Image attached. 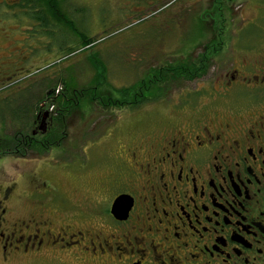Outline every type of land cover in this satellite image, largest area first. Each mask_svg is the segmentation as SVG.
Returning a JSON list of instances; mask_svg holds the SVG:
<instances>
[{"label": "flooded vegetation", "instance_id": "obj_1", "mask_svg": "<svg viewBox=\"0 0 264 264\" xmlns=\"http://www.w3.org/2000/svg\"><path fill=\"white\" fill-rule=\"evenodd\" d=\"M22 3L9 5L34 22ZM262 12L238 23L211 18L205 74L183 80L195 86L182 87L152 126L117 140L83 204L42 182L32 186L34 214L14 216L17 184L0 185V264L42 257L70 264L59 256L84 262L87 255L100 264H264Z\"/></svg>", "mask_w": 264, "mask_h": 264}, {"label": "rangeland", "instance_id": "obj_2", "mask_svg": "<svg viewBox=\"0 0 264 264\" xmlns=\"http://www.w3.org/2000/svg\"><path fill=\"white\" fill-rule=\"evenodd\" d=\"M15 1L0 0V100L16 95L32 99L45 89L63 87L60 79H73L79 85L88 83L95 77L89 57L94 59L96 53L107 64L109 89L129 87L166 63L201 53L210 40L211 31L206 24L211 18H230L238 23L259 15L260 9L264 13V6H258L259 0H69L67 5L71 9L85 10L83 17L77 19L80 29L95 41L103 39L93 49L68 56V45L64 43L67 34L53 27V37L47 28L17 15L18 10L9 5ZM217 23L221 22L214 24ZM234 25L229 32L235 31L237 24ZM200 56L204 58L205 54ZM207 65H211L210 58ZM194 86H176L164 100H149L144 108L133 111L83 102L66 118L68 134L64 143L47 157L4 156L0 161V185L6 188L17 184L11 186L17 199L13 202L14 216L28 218L34 214L32 186L42 182L54 186L56 191L63 190L73 202L81 204L88 197L87 186L107 173L103 168L118 147L117 140L124 139L129 129L140 131L147 124L152 126L156 114L166 113L167 106L179 99L182 89ZM2 109L5 108L0 106V112ZM54 109L57 110L56 105ZM1 128L0 123V137L12 130ZM76 258L59 256L70 264H100L89 255L84 262ZM55 263L46 257L36 263L20 259L9 262Z\"/></svg>", "mask_w": 264, "mask_h": 264}, {"label": "trees", "instance_id": "obj_3", "mask_svg": "<svg viewBox=\"0 0 264 264\" xmlns=\"http://www.w3.org/2000/svg\"><path fill=\"white\" fill-rule=\"evenodd\" d=\"M67 2L69 0H24L20 8L32 12L31 15L25 13V16L47 28L53 37L55 34L53 27L66 33L64 43L68 47L65 50L68 56H74L79 50L87 51L95 48L103 38L95 41L87 32L80 29L77 19L79 16L83 17L85 10L79 7H74L73 10ZM89 61L95 71V77L88 83L79 85L78 81L76 83L73 79L72 81L60 79L63 87H52L41 91L34 97L35 103L34 98L24 95L0 100V106L5 108L0 112L1 127L7 131L9 128L12 129L10 133L0 137L2 158L9 156L25 159L30 155L47 157L50 152L64 143L68 134L66 118L83 102H97L106 109H111L113 106L133 111L144 106L149 100H160L169 95L173 88L183 85V80H193L198 74L204 75L207 67V61L202 56L195 61L187 58L166 63L163 67L154 69L146 79L129 87L109 89L107 64L97 53L94 59L89 57ZM43 104L54 107L56 105L57 110L48 117V121L52 120V125L47 128V133L35 136L33 131L37 120L44 116Z\"/></svg>", "mask_w": 264, "mask_h": 264}, {"label": "water", "instance_id": "obj_4", "mask_svg": "<svg viewBox=\"0 0 264 264\" xmlns=\"http://www.w3.org/2000/svg\"><path fill=\"white\" fill-rule=\"evenodd\" d=\"M48 117H49V113L48 112H46L45 114H44V116L41 118V120H42V126L40 127V131L41 132H43V134H46L47 133V120H48ZM37 133V132H36ZM35 133V134H36ZM121 203V200L120 199H118L116 202H115V206H114V208H113V211H112V213H113V215H117V213H118V208H119V206L121 205L120 204ZM118 216V215H117Z\"/></svg>", "mask_w": 264, "mask_h": 264}]
</instances>
